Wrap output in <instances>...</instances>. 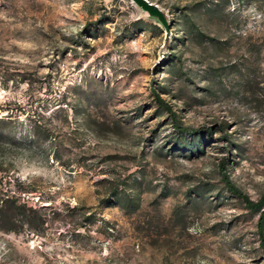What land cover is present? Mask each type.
I'll return each instance as SVG.
<instances>
[{"label": "rangeland", "instance_id": "1", "mask_svg": "<svg viewBox=\"0 0 264 264\" xmlns=\"http://www.w3.org/2000/svg\"><path fill=\"white\" fill-rule=\"evenodd\" d=\"M149 1L0 0V264H264V0Z\"/></svg>", "mask_w": 264, "mask_h": 264}, {"label": "trees", "instance_id": "2", "mask_svg": "<svg viewBox=\"0 0 264 264\" xmlns=\"http://www.w3.org/2000/svg\"><path fill=\"white\" fill-rule=\"evenodd\" d=\"M246 201L249 205L254 206L256 211L260 212V227H262L263 225V221H264V209L261 210L262 206L264 205V197L263 199H261L258 202H252L250 200H248V198H246ZM25 203L20 202V200L15 197V195H11L10 197H5L4 201H3V209H5V213L6 214H10L9 216L12 215V217L16 220H19L18 218H15V214H17V211H23L22 213L25 214ZM32 211V208L29 210ZM33 213H36V211H32Z\"/></svg>", "mask_w": 264, "mask_h": 264}, {"label": "water", "instance_id": "3", "mask_svg": "<svg viewBox=\"0 0 264 264\" xmlns=\"http://www.w3.org/2000/svg\"><path fill=\"white\" fill-rule=\"evenodd\" d=\"M149 16L156 18L164 27L168 28L166 13L155 3L149 0H132Z\"/></svg>", "mask_w": 264, "mask_h": 264}]
</instances>
